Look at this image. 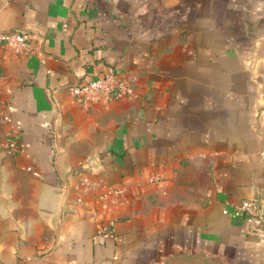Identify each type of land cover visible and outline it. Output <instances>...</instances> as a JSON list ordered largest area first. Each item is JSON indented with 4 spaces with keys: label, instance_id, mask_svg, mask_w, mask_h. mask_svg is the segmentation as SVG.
Masks as SVG:
<instances>
[{
    "label": "crops",
    "instance_id": "0c3cea01",
    "mask_svg": "<svg viewBox=\"0 0 264 264\" xmlns=\"http://www.w3.org/2000/svg\"><path fill=\"white\" fill-rule=\"evenodd\" d=\"M8 31L0 264H264L231 213L264 212V0H0ZM110 72L131 94L74 103Z\"/></svg>",
    "mask_w": 264,
    "mask_h": 264
},
{
    "label": "built area",
    "instance_id": "2783aa9c",
    "mask_svg": "<svg viewBox=\"0 0 264 264\" xmlns=\"http://www.w3.org/2000/svg\"><path fill=\"white\" fill-rule=\"evenodd\" d=\"M2 45H12L17 54H27L28 35L18 31L0 32V46ZM131 92L124 78L117 72L106 73L70 89L74 103L83 108H87L93 99L110 100L117 96L129 95ZM4 148L8 151H16L10 132L5 135ZM222 213L226 215L228 211L224 209ZM231 213L235 217H242L252 230L264 235V212L255 201H242L232 207ZM112 227L111 221H104L98 225L97 234L105 240L109 239L112 237Z\"/></svg>",
    "mask_w": 264,
    "mask_h": 264
}]
</instances>
